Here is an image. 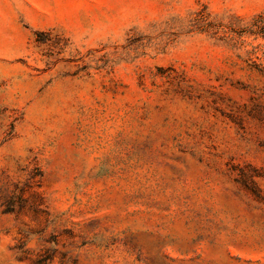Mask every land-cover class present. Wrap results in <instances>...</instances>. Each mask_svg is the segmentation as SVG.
Returning a JSON list of instances; mask_svg holds the SVG:
<instances>
[{
  "label": "rangeland",
  "instance_id": "374dc122",
  "mask_svg": "<svg viewBox=\"0 0 264 264\" xmlns=\"http://www.w3.org/2000/svg\"><path fill=\"white\" fill-rule=\"evenodd\" d=\"M0 264H264V0H0Z\"/></svg>",
  "mask_w": 264,
  "mask_h": 264
},
{
  "label": "trees",
  "instance_id": "16d2710c",
  "mask_svg": "<svg viewBox=\"0 0 264 264\" xmlns=\"http://www.w3.org/2000/svg\"><path fill=\"white\" fill-rule=\"evenodd\" d=\"M2 198H4V199H7L6 200V205H9L10 204V202L8 201V200H10V195L8 194V193H4V194H2V196H1ZM4 212H8V210H3Z\"/></svg>",
  "mask_w": 264,
  "mask_h": 264
}]
</instances>
